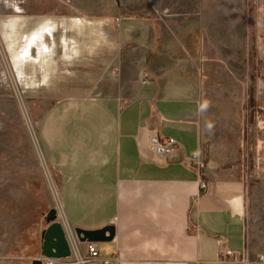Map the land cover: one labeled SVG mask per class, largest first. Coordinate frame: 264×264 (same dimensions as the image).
Returning <instances> with one entry per match:
<instances>
[{
    "label": "crops",
    "instance_id": "0c3cea01",
    "mask_svg": "<svg viewBox=\"0 0 264 264\" xmlns=\"http://www.w3.org/2000/svg\"><path fill=\"white\" fill-rule=\"evenodd\" d=\"M191 4L167 0L166 21L146 7L119 9L118 31L109 21L96 28L104 33L97 46L108 48L107 58H74L87 64L85 72H57L58 97L37 131L56 181L58 201L51 208L70 240L77 227L114 226L109 241L72 243L73 256L95 242L103 256L116 258L109 264H244L223 259L222 244L261 264L264 182L228 177L225 165L215 169L203 123L207 74L223 58L232 63L227 49L233 59L240 55L247 16L241 8L208 14ZM213 21L221 24L223 40L214 36ZM67 52L60 55L69 58ZM152 133L178 142L165 160L150 147ZM194 151L206 163L201 192L199 172L189 163ZM0 264L14 263L1 257Z\"/></svg>",
    "mask_w": 264,
    "mask_h": 264
},
{
    "label": "rangeland",
    "instance_id": "374dc122",
    "mask_svg": "<svg viewBox=\"0 0 264 264\" xmlns=\"http://www.w3.org/2000/svg\"><path fill=\"white\" fill-rule=\"evenodd\" d=\"M191 1V8L201 7L208 14L230 8L246 13L240 55L233 59L227 49L232 63L223 58L207 74L203 123L215 169L225 165L228 177L264 182V0ZM141 7L166 21L167 0H0V258L14 264L38 258L47 213L58 201L37 131L44 109L58 97L60 68L85 72L87 64L74 59L79 57L103 62L107 57L102 52L108 48L102 51L97 45L104 23L118 31L119 9L133 12ZM76 24L85 25L79 30ZM210 25L223 40L221 24ZM65 49L69 58L60 55ZM70 242L79 241L74 236ZM85 253L84 248L80 256Z\"/></svg>",
    "mask_w": 264,
    "mask_h": 264
},
{
    "label": "built area",
    "instance_id": "2783aa9c",
    "mask_svg": "<svg viewBox=\"0 0 264 264\" xmlns=\"http://www.w3.org/2000/svg\"><path fill=\"white\" fill-rule=\"evenodd\" d=\"M150 147L158 160H165L170 156L177 148V140L172 136L162 137L159 134L152 133L148 135ZM189 163H191L196 170L199 172V189L200 192L207 188L206 181L201 177L202 170L205 169L206 163L201 156L199 151H194L189 158ZM72 244V243H71ZM223 259H233L235 261H242L244 264H250L251 259L247 256L241 258L237 256L231 249L223 247L220 244ZM85 255L83 254L84 264H109L112 260H116L115 257L103 256L97 247L95 242H87L85 247ZM66 258L57 257H41V264H61ZM256 260L264 264V255H257Z\"/></svg>",
    "mask_w": 264,
    "mask_h": 264
},
{
    "label": "water",
    "instance_id": "95a60500",
    "mask_svg": "<svg viewBox=\"0 0 264 264\" xmlns=\"http://www.w3.org/2000/svg\"><path fill=\"white\" fill-rule=\"evenodd\" d=\"M46 220L49 224L43 231V242L41 246L42 256L57 258H67L72 256L69 233L64 225L57 220V212L55 208H51L48 211ZM74 236L79 243L85 241H109L114 236V226L106 225L95 230H86L77 227L74 229ZM32 264H41V259H34Z\"/></svg>",
    "mask_w": 264,
    "mask_h": 264
},
{
    "label": "bare ground",
    "instance_id": "6f19581e",
    "mask_svg": "<svg viewBox=\"0 0 264 264\" xmlns=\"http://www.w3.org/2000/svg\"><path fill=\"white\" fill-rule=\"evenodd\" d=\"M39 30V29H38ZM38 30H36V32H38ZM21 55H22V57L24 58V51L22 50V52H21ZM77 258L75 259L76 261H77V263L79 262V263H82V264H84L83 263V259H82V257L80 256V254H78V256H76Z\"/></svg>",
    "mask_w": 264,
    "mask_h": 264
}]
</instances>
